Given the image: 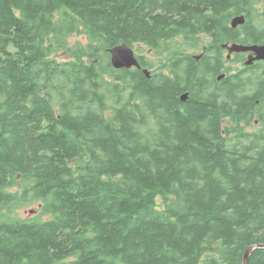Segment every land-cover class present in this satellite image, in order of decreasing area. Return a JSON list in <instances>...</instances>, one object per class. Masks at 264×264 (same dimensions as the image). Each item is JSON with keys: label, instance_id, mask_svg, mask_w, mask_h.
<instances>
[{"label": "trees", "instance_id": "trees-1", "mask_svg": "<svg viewBox=\"0 0 264 264\" xmlns=\"http://www.w3.org/2000/svg\"><path fill=\"white\" fill-rule=\"evenodd\" d=\"M252 4L0 0V264H242L264 245L261 68L217 81L224 43L261 40L228 27ZM123 44L158 66L112 68Z\"/></svg>", "mask_w": 264, "mask_h": 264}, {"label": "rangeland", "instance_id": "rangeland-1", "mask_svg": "<svg viewBox=\"0 0 264 264\" xmlns=\"http://www.w3.org/2000/svg\"><path fill=\"white\" fill-rule=\"evenodd\" d=\"M252 1V14H256L257 12L260 11L261 9V3L264 6V0H251ZM80 41L82 43L85 42L84 38L82 37H77V36H73L70 38V43H74L75 41ZM208 42V39L206 37H198L197 39H195V43L197 45L196 48H186L182 45V38H177L172 44H173V48L172 47H168V54L171 53L175 48H178V43H180V47L181 49L188 55L190 56H200L201 54L204 53V49H205V43ZM133 50V53L135 55L136 58L138 57H142L144 60L147 61V63H149L150 69L152 67H156L158 66L159 62L157 60V52L154 50H151L143 45H134L131 48ZM162 56L161 58V63L165 61L166 58V53H161ZM226 56V52L223 53V57L225 59ZM61 57H64V55H62ZM150 69H147V71H150ZM244 67L242 65V63H238L237 60H226L225 62V69L223 72L224 75L227 77L228 75H232V74H238L239 72H244L245 75H250L253 73V70L251 71H243ZM227 71V73H226ZM259 73V72H256ZM150 74V73H149ZM223 74V73H222ZM255 77V76H254ZM225 78V77H224ZM249 130H252V127H248ZM12 215L18 219H22V220H34L38 217L39 215V207L37 204L33 203V204H29V205H25V206H19L16 209H14L12 212Z\"/></svg>", "mask_w": 264, "mask_h": 264}, {"label": "water", "instance_id": "water-1", "mask_svg": "<svg viewBox=\"0 0 264 264\" xmlns=\"http://www.w3.org/2000/svg\"><path fill=\"white\" fill-rule=\"evenodd\" d=\"M244 25V17L242 16H237L234 17L229 25L231 29H236L239 26ZM224 48H227L228 50V56L226 59L229 58V55L231 53H245V52H252L254 56L248 57L247 61H245L244 65L246 67L251 66L254 62H264V44L263 45H251V46H242L238 44H232L228 45L225 44L223 46ZM110 54V65L112 68L116 70L120 69H141V66L139 65V62L137 58L135 57L133 50L131 47L123 44L120 46H117L113 48L112 50L109 51ZM143 74L146 77H150V72L147 70L142 71ZM225 75H220L217 77V81H221L224 79ZM188 95L185 93L181 95L180 100L182 102H185L187 100ZM258 249H264V245H258V246H252L249 247L242 258V264H248V260L250 255L252 254L253 251L258 250Z\"/></svg>", "mask_w": 264, "mask_h": 264}, {"label": "flooded vegetation", "instance_id": "flooded-vegetation-1", "mask_svg": "<svg viewBox=\"0 0 264 264\" xmlns=\"http://www.w3.org/2000/svg\"><path fill=\"white\" fill-rule=\"evenodd\" d=\"M249 11H250L249 14L242 13L241 15H235V16L231 17V19L228 20V27H229V25H230V23H231V21H232V19L234 17L242 16V17H244V25L239 26L236 29H231L230 27L229 28L231 30H233L234 32H239L240 38H244L245 36L243 34V32H244L243 27L246 24H248V25H250L252 27H255V29L258 31L257 34H258V36L260 37L261 40L258 41V42H254V43L248 41V43H246V44L226 42V43H224L221 46V50H222V55H223L224 52H226L225 60H232V59H234V60H237L238 63H242V65L244 67V70L243 71H247V68H254L255 66H260V68H261L260 70L261 71L259 70V73H260L259 79L261 80V84H262L261 90L263 91V94H264V62L263 61L254 62L251 66L246 67L244 65V63H245V61H247V58L248 57L254 56V54L252 52L231 53V55H229V58L226 59L227 56H228V51H227L228 49L223 47L225 44H228V45L238 44V45H242V46L263 45L264 44V6L261 3V9L256 14H252V9H250ZM251 35H252V33H249L246 36L251 37ZM223 71L221 72V73H223L222 75H224V73H225ZM226 73H227V71H226Z\"/></svg>", "mask_w": 264, "mask_h": 264}]
</instances>
